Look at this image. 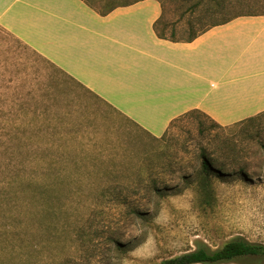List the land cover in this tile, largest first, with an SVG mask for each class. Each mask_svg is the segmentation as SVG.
I'll list each match as a JSON object with an SVG mask.
<instances>
[{
	"label": "rangeland",
	"instance_id": "1",
	"mask_svg": "<svg viewBox=\"0 0 264 264\" xmlns=\"http://www.w3.org/2000/svg\"><path fill=\"white\" fill-rule=\"evenodd\" d=\"M192 1L162 0L167 36H186ZM231 1L205 23L264 13V0ZM235 133L194 114L153 138L0 27V264H104L108 233L126 249L112 264H162L198 241L211 249L236 236L264 244V119ZM203 150L227 173L212 178L205 206L181 177L193 180ZM150 182L171 190L163 198L129 191L125 207L100 195L104 185ZM148 236L146 258L129 255Z\"/></svg>",
	"mask_w": 264,
	"mask_h": 264
},
{
	"label": "crops",
	"instance_id": "2",
	"mask_svg": "<svg viewBox=\"0 0 264 264\" xmlns=\"http://www.w3.org/2000/svg\"><path fill=\"white\" fill-rule=\"evenodd\" d=\"M160 13L157 0L104 16L82 0H0V27L155 137L192 109L222 126L264 111V14L170 41Z\"/></svg>",
	"mask_w": 264,
	"mask_h": 264
},
{
	"label": "trees",
	"instance_id": "3",
	"mask_svg": "<svg viewBox=\"0 0 264 264\" xmlns=\"http://www.w3.org/2000/svg\"><path fill=\"white\" fill-rule=\"evenodd\" d=\"M86 5L92 8L95 12L99 15H106L111 12L113 9L119 6L128 5L130 3L139 1V0H82ZM161 6V13L159 17L153 23V30L158 38L167 39L170 41H191L196 36L204 32L205 30L209 29L212 26L222 24L233 17L239 15H256V14H238L231 17H226L221 19L220 21H215L212 23H205L207 19L213 20L215 16L225 13L232 5L231 0H194L189 5V13L192 15V18H189L186 22L187 25V32L185 37L181 38H174V32H170V36H167L165 31L167 25H161L162 19V7L163 2L162 0H157ZM189 2L191 0H188ZM234 7V6H233ZM201 8V13H197L198 9ZM264 14V13H261ZM173 30V29H172ZM24 44V43H23ZM25 45V44H24ZM27 46V45H25ZM28 47V46H27ZM33 50V49H32ZM33 52L37 53L33 50ZM38 54V53H37ZM40 55V54H39ZM42 56V55H40ZM43 60L49 64H51L56 70L62 74H64L69 80L76 82L82 88L87 90L90 94L94 95L95 98L105 106L109 107L114 112L118 113L122 117H124L127 121L134 124L137 128H139L144 133L150 135L153 138H158L150 134L147 130L141 127L136 122L129 119L127 116L122 114L120 111L115 109L113 106L108 104L105 100L100 98L98 95L91 92L87 87L83 84L79 83L76 79L72 76L64 72L62 69L57 67L51 61L43 57ZM194 114L202 115L206 119H209L210 124L212 127H217L218 129H222L227 126H222L209 118L208 115L203 113L198 109L189 110L182 115L176 117L172 121L169 122L167 128L163 132L159 138L165 136L167 129L173 125L176 120L182 119L184 117L193 116ZM264 119V111H261L253 116L245 118L241 121L235 122L230 124L231 127H235L236 135L237 133H247V131L255 128L258 124L260 125L261 121ZM220 145H226L227 141L221 140ZM260 147L264 149V142L261 141ZM239 175H243V170L240 169ZM193 180L188 178V175H182L181 177L193 187L196 198L201 206L211 204L212 200L214 199L215 191L212 185V178L218 177L223 179V177L227 174L224 172V168L215 167L214 159L210 158L206 150L201 151L198 157V165L193 169ZM240 175V176H241ZM145 189L148 193V196L152 197L155 196L157 198H163L168 194V191L171 190L170 187L167 185H158L155 182H150V184L141 186L138 183L134 185H104L100 188V195L105 197L108 194H113L116 196V204L121 207H125L129 205L127 200L126 194L130 191H137L138 189ZM123 197V199H122ZM142 208L141 204L133 205L132 212L133 214L139 217L140 209ZM136 216V217H137ZM140 216H143L141 214ZM89 238V237H88ZM92 240L91 238L88 241ZM106 240L110 246L107 252V257L105 259L104 264H112V260L115 258H120L122 253L126 251L125 245L122 241H120L113 233H108L106 236ZM228 263H235V264H264V244L258 242L249 241L241 236L233 237L226 242H224L220 247L215 249H211L207 244L203 242H197L193 249L187 250L182 252L178 255L172 256L168 259L162 261V264H228Z\"/></svg>",
	"mask_w": 264,
	"mask_h": 264
},
{
	"label": "clouds",
	"instance_id": "4",
	"mask_svg": "<svg viewBox=\"0 0 264 264\" xmlns=\"http://www.w3.org/2000/svg\"><path fill=\"white\" fill-rule=\"evenodd\" d=\"M185 196H187L188 199H191V194L190 193H185ZM184 197H170L169 199L175 204L177 199H183ZM186 207H190V205H186ZM156 223L161 222V216L156 217L155 219ZM154 245V241L151 236H148L147 239L137 246L135 249L131 250L129 252V255L134 256V257H139V258H146L143 256V253L145 250L149 249L150 246Z\"/></svg>",
	"mask_w": 264,
	"mask_h": 264
}]
</instances>
